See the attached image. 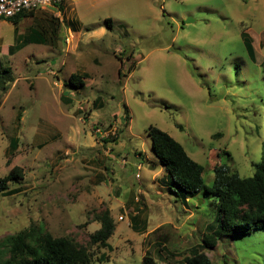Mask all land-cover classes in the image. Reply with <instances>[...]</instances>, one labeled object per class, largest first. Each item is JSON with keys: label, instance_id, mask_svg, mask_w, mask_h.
I'll return each mask as SVG.
<instances>
[{"label": "rangeland", "instance_id": "1", "mask_svg": "<svg viewBox=\"0 0 264 264\" xmlns=\"http://www.w3.org/2000/svg\"><path fill=\"white\" fill-rule=\"evenodd\" d=\"M71 1L17 24L0 20V71L13 76L0 85V177L23 171L8 182L11 195L0 193V239L40 225L88 246L95 215L108 209L111 248L91 246V263L141 264L148 253L180 264L214 223L216 202L203 190L183 202L161 181L147 129L179 142L207 185L217 164L253 173L264 134V0ZM50 18L53 43L9 53L30 26L49 29ZM76 72L83 86L68 82ZM205 251L212 264H264V229Z\"/></svg>", "mask_w": 264, "mask_h": 264}, {"label": "trees", "instance_id": "2", "mask_svg": "<svg viewBox=\"0 0 264 264\" xmlns=\"http://www.w3.org/2000/svg\"><path fill=\"white\" fill-rule=\"evenodd\" d=\"M58 7L61 9L60 5ZM34 14L35 10L24 11L6 20L17 24L22 18L35 17ZM48 21L50 23L48 30L39 25L40 23H36L30 26L27 34H23L24 36L20 34L23 37L18 36L19 41L15 46L9 47V53L18 51L27 43H45L48 40L53 43L57 23L54 22V18ZM105 22L110 28L111 20L107 19ZM241 36L249 59L254 61L255 51L251 38L245 32H242ZM132 67L133 63L130 65V68ZM83 79L84 76L76 72L69 76L68 82L78 87L83 86ZM12 80L10 67H3L0 71L1 87L5 88V84ZM262 91L264 92V88ZM125 117L128 119L127 113ZM147 134L151 139L152 152L165 171L161 178L163 183H167L170 189H177L175 193L183 202L201 190L212 195L216 202L217 215L214 223L206 225L207 232L202 235L201 242L189 249V253L183 257L180 264H212L205 250L215 247L221 238L235 234H250L257 228L264 229V134L260 146V159L253 163L254 170L250 176H240L238 172L230 171L226 165L217 164L214 166V179L211 185L205 184L203 180V166L193 160L182 145L168 133L150 125ZM17 142L16 137L10 139V151L16 149ZM22 176V169L13 166L5 176L0 177V193L11 195L14 190L8 189V182ZM95 220L100 226L90 234L88 246L80 245L67 236H53L40 225H31L8 234L0 239V264H93L91 246L111 248L107 241L116 229L108 209L96 214ZM97 260L100 262L106 260V255L100 254ZM141 264L160 262L145 253Z\"/></svg>", "mask_w": 264, "mask_h": 264}, {"label": "built area", "instance_id": "3", "mask_svg": "<svg viewBox=\"0 0 264 264\" xmlns=\"http://www.w3.org/2000/svg\"><path fill=\"white\" fill-rule=\"evenodd\" d=\"M64 0H0V19L13 17L14 15L29 11L43 10L47 7H58ZM141 166L138 164L137 167ZM139 177V174H136Z\"/></svg>", "mask_w": 264, "mask_h": 264}, {"label": "crops", "instance_id": "4", "mask_svg": "<svg viewBox=\"0 0 264 264\" xmlns=\"http://www.w3.org/2000/svg\"><path fill=\"white\" fill-rule=\"evenodd\" d=\"M68 2H70V3H73L71 0H64V4H67ZM72 6V5H71ZM66 10V6L64 7V11ZM70 11L71 12H73V15H75V17H76V9H75V6H74V4H73V6L71 7V9H70ZM54 14H56V13H54ZM67 17V16H66ZM76 19H78L77 17H76ZM78 21H79V19H78ZM105 24H106V22H104ZM75 30H77V27H76V29Z\"/></svg>", "mask_w": 264, "mask_h": 264}]
</instances>
